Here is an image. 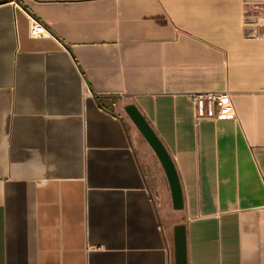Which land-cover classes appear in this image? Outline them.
I'll return each instance as SVG.
<instances>
[{"label":"crops","instance_id":"0c3cea01","mask_svg":"<svg viewBox=\"0 0 264 264\" xmlns=\"http://www.w3.org/2000/svg\"><path fill=\"white\" fill-rule=\"evenodd\" d=\"M0 1V264H175L179 224L189 264H264V36L245 0ZM203 92L237 119H197ZM110 98L167 147L183 209Z\"/></svg>","mask_w":264,"mask_h":264},{"label":"water","instance_id":"95a60500","mask_svg":"<svg viewBox=\"0 0 264 264\" xmlns=\"http://www.w3.org/2000/svg\"><path fill=\"white\" fill-rule=\"evenodd\" d=\"M12 1V0H7ZM6 1H0L3 3ZM126 113L144 136L148 144L157 155L169 182L173 206L180 210L184 207V196L180 177L174 160L150 122L135 104L125 107ZM175 264H189L187 229L185 224L174 227Z\"/></svg>","mask_w":264,"mask_h":264},{"label":"built area","instance_id":"2783aa9c","mask_svg":"<svg viewBox=\"0 0 264 264\" xmlns=\"http://www.w3.org/2000/svg\"><path fill=\"white\" fill-rule=\"evenodd\" d=\"M247 14L252 13L255 25L264 36V0H245ZM17 7L21 8L18 4ZM30 35L34 38L51 36L44 23L30 16ZM191 100L196 106L197 119H237L231 95L228 92H203L191 95Z\"/></svg>","mask_w":264,"mask_h":264},{"label":"rangeland","instance_id":"374dc122","mask_svg":"<svg viewBox=\"0 0 264 264\" xmlns=\"http://www.w3.org/2000/svg\"><path fill=\"white\" fill-rule=\"evenodd\" d=\"M248 21L250 23H255L256 20H255V18L253 19L252 13L249 15ZM112 106L117 107V109L120 110L124 114V117L127 119L128 123L131 127V130L134 131V139L136 140L138 147H140L141 156H142L143 164L145 166L146 174L148 176V180L153 185L154 190L158 191V192H156L157 199L159 201H161V200L164 201V197L167 196V199L171 201L170 191H168V188H169L168 179L166 177L164 169H163L157 155L155 154V152L153 151L151 146L148 144V142L146 141L144 136L141 134V132L138 130L136 125L130 119L128 114L126 113L125 104L115 103ZM168 192H169V194H168ZM163 201H161V202H163ZM169 206H170V209H172L171 205H169ZM172 213H173L172 210H170L169 214H168V217L170 219L174 218L172 216Z\"/></svg>","mask_w":264,"mask_h":264},{"label":"trees","instance_id":"16d2710c","mask_svg":"<svg viewBox=\"0 0 264 264\" xmlns=\"http://www.w3.org/2000/svg\"><path fill=\"white\" fill-rule=\"evenodd\" d=\"M97 97H98V101H99L100 105H102V107H103L102 101L104 100V97H101V96H97ZM108 101H109V105H113L116 103V100L113 98H110Z\"/></svg>","mask_w":264,"mask_h":264}]
</instances>
